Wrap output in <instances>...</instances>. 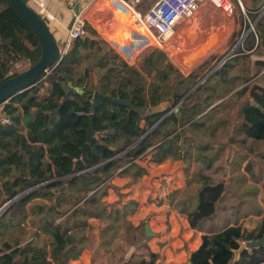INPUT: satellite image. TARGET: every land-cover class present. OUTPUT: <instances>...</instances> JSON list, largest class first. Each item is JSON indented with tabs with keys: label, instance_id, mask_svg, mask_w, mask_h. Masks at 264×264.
<instances>
[{
	"label": "trees",
	"instance_id": "16d2710c",
	"mask_svg": "<svg viewBox=\"0 0 264 264\" xmlns=\"http://www.w3.org/2000/svg\"><path fill=\"white\" fill-rule=\"evenodd\" d=\"M23 1L28 4V0ZM124 21L122 15L120 22ZM254 28L262 39L264 13ZM141 32L134 31V35L138 37ZM238 36L235 34L228 49L214 61L204 81H195L186 91L174 96L173 103L179 102L176 111L169 112L168 108L151 112L125 73V63L120 66L118 55H108L100 42L96 44L89 37L73 40L47 77L43 78V73L34 86L2 103L0 118L7 117L9 123L0 122V210L19 196L0 214V236H3L0 238V264H68L71 259L78 258L85 240L82 231L88 227L89 218L109 216L119 222V210L106 211V204L102 203L107 181L154 145L165 158L183 157L181 148L189 153L192 144L185 146V139L179 138L180 133L187 127H193L192 133L197 131L204 124V118L227 105L231 97H235V102L237 98L241 101L240 131L248 138L264 142V87L253 80L264 68V61H254L253 73H232L240 61L244 66L250 60L245 50L252 48L255 40L254 33L249 31L242 44L235 46ZM261 43L263 41L257 46ZM229 53L231 55L225 59ZM40 54L35 33L5 0H0V82L10 67L15 68L25 60L29 68ZM218 63L220 66L214 68ZM85 66L87 75L84 74ZM92 71L98 76L96 83H90ZM241 83L244 85L233 91ZM94 92L121 103H101L94 109L93 128L106 145L92 138L85 149L83 164L75 169L74 162L81 159L86 143ZM214 99L220 102L212 106ZM259 156L264 163V150ZM201 179L196 206L187 212L188 225L196 230L215 214L224 193V183L209 182L204 175ZM63 184L66 188L58 196L50 191ZM48 197L51 198L49 203L32 205L34 200ZM257 213L262 216L258 230L249 233L252 241L264 238V199L262 210ZM28 222L36 225L33 236H39L40 230L47 243L5 239L8 232ZM114 222L106 231L114 228ZM114 236L110 235L108 242ZM245 236L241 223L202 234L199 245L192 251L191 264H264V244L242 249L238 260L232 263L234 251ZM157 258L158 254L148 249L145 255L124 264H155Z\"/></svg>",
	"mask_w": 264,
	"mask_h": 264
},
{
	"label": "crops",
	"instance_id": "0c3cea01",
	"mask_svg": "<svg viewBox=\"0 0 264 264\" xmlns=\"http://www.w3.org/2000/svg\"><path fill=\"white\" fill-rule=\"evenodd\" d=\"M75 1V6L71 9L66 5L64 0H28V5L42 19L45 20L46 25L49 27L56 39L64 40L67 30L71 25L73 13L77 11L85 2V0ZM240 1L243 5L244 12H242L239 7L236 6L232 15L228 16V20H224L223 18L219 17L216 19L213 18V15H216V12H222L212 3L201 4L195 16L191 18L192 20L198 19L199 27L202 24L207 27V31L211 29V35L206 41V44L209 42L210 44L214 43L216 45V43L220 42L217 44V47L221 46L223 49L220 52L221 54L226 51L227 47H229L231 39L237 33L239 34V38H237L242 44L243 38L249 32L248 28L245 29V27H247L246 23L248 22L249 25V22H251L254 26L255 22H257L264 13V0ZM106 4H108L117 13V20L121 24V29L123 32L127 30L128 22L129 24H132V16L130 13L119 12L115 10L111 5L110 0H98L94 2L87 12L86 34H88L87 25L92 26L93 21L96 18H100L101 21H104V23L109 22L101 9H99L97 13L93 11L96 7H103ZM146 7V5H142L144 11H146ZM122 15L125 16V22H120ZM245 16H247L248 19H245ZM191 19L180 20L176 23L174 27V37L175 34L180 35L179 33H182L185 29H187L185 24ZM250 19H252L253 22ZM194 22L195 21H192V23ZM131 31H133L132 27ZM242 33L245 35L243 34L240 37ZM253 33L255 36L254 45L252 48L245 50L246 55L250 54V60H247L246 65L244 66L243 62L240 61V63L233 68L232 73L238 71H243L244 73H253L256 68L254 61H264V37L261 39L256 31ZM106 34L108 36L110 35V43L113 45H118L116 43L118 42L121 46L123 37H121V40L118 41L115 39V34L117 33ZM125 34L126 32L122 33L123 36ZM126 38L127 40L133 39L134 42L135 40H138V37L133 35L132 32H129ZM201 39L202 37H200V40ZM93 40L96 44H98V42H100V44L105 43L101 39H99L100 41H96L95 39ZM259 41H263V43L257 46ZM170 43L172 47L178 46L175 40H172ZM120 46L118 47L117 52H119ZM214 50L215 49L212 51ZM119 56L120 62L125 63L127 66L125 73L131 78L138 97L140 100L147 102V107L151 112H158L168 108H170L169 112H171L178 109L179 102L173 103V98L175 95L180 94L181 91H183V89L189 84V82H187L188 78H186V76H183L182 78L177 79L178 81H176V77H174L171 67H163L162 64L159 65L157 62L150 63L148 66L146 60L145 65H142V63H139L141 57L140 59L134 58L131 61L124 62L125 60L120 54ZM89 80L90 83H96L98 80L97 74L92 73L89 77ZM253 80H257L258 83L264 87V68H262V70ZM243 85L244 84L241 83L234 88L238 89ZM219 102L220 100L214 99L212 106ZM156 146L157 145H154L152 149L141 158L134 159L130 163L125 164L123 168L127 166L126 169L120 172V174L112 177L106 183L108 185L106 195L102 197V203L106 204V211L118 209L120 212L121 210H126V214H123L122 216L128 222L125 229L120 230L119 232L118 226L121 225V223L114 222L117 220H114L113 217L110 218L109 216H105L103 218H89L88 227L82 231L86 232V235H88V239L86 237L84 244L89 240L90 235L93 250L97 249L101 251L98 255L100 256V264L130 263V261H135V259H138L141 255H145L148 249H151L158 254L155 264H186L187 261L185 263L184 261L187 251H193L196 249L201 241V235L204 234V232L193 229L188 225L187 212L190 210H187L186 207L183 211L181 208H175L173 204L164 202L162 198H160L162 199L161 201H155L152 197H149L148 200L142 202V199L139 196V194L142 192L148 194L153 186L160 183L169 184V194L173 192L180 193V191H183L182 188L184 189L185 186L191 182L189 178H186V182L184 183L186 185H183L182 181L179 179L181 170L185 168L183 163V161L186 160L183 150L184 148H181L183 157L172 159L163 157L160 153V150ZM174 183L176 184L175 187ZM163 196L165 197L167 195ZM140 204H145L144 211H142L143 209L141 210ZM258 215L261 218L262 213ZM118 217L121 218V214L119 215L118 213ZM145 221L148 222L150 231L153 233V235L150 237H146L144 235ZM111 222H114V228L111 231H106V228ZM259 226L260 223L257 229L253 232H256ZM140 227L142 228L141 232L143 235V243L141 245L126 244L124 248L121 249L120 246L123 243V240L120 236L123 234L132 235L133 232L135 235H139ZM112 234L115 236L113 239L109 240L110 242H108V238H110L109 236ZM119 250L123 251L119 253ZM101 255L105 258V261H102ZM108 256H114L113 260L109 261ZM78 258L73 260L71 259L68 264H79ZM87 264H90L89 260L87 261Z\"/></svg>",
	"mask_w": 264,
	"mask_h": 264
},
{
	"label": "rangeland",
	"instance_id": "374dc122",
	"mask_svg": "<svg viewBox=\"0 0 264 264\" xmlns=\"http://www.w3.org/2000/svg\"><path fill=\"white\" fill-rule=\"evenodd\" d=\"M99 9L102 10L109 22L104 23L100 18H96L92 26L87 25L88 34H85L83 38L89 37L92 39L94 37L93 39L96 41H100L99 39H101L105 43H101L100 45L108 55L112 56L115 54L119 56L117 50L120 44L113 45L104 34L105 31H109L108 33L110 34L117 33L115 34L116 40L120 41L121 37H123L121 44L126 42L132 45L131 60L134 58L140 59L141 57L139 63H142V65H145L146 60L148 66L150 63L157 62L159 65L162 64L163 67H171L176 81L186 76L189 84L183 91H186L185 89L191 86L195 81L202 82L206 79V75L211 73V65L217 60L219 57L218 55L221 54L220 52L223 50L221 46L217 47V44L220 42L216 43V45L214 43L210 44L209 42L206 44V41L211 35V29L207 31V27L202 24L199 27L198 19L187 21L185 24L187 29H185L184 32L179 33L180 35L175 34V37L173 33L167 40L161 43L154 41L150 33L139 29L138 31L142 32L138 36V41H140L138 42L139 45L136 46L132 44L134 41L133 39L127 40L126 38L129 32H132L134 35L135 30L133 29V31H131L132 24H129V22L127 23L128 28L124 31L126 34L123 36L122 33L124 32L121 29V24L117 20V13L108 4L103 7H96L93 11L97 13ZM215 14L216 15H213L215 19L218 17L224 20L229 19L228 16L220 12H216ZM192 21L195 22L192 23ZM247 28L248 31H252L249 25L245 27V29ZM138 31L136 30V32ZM255 31L259 35L258 31L254 28L252 32ZM145 33L149 36L147 40H145ZM200 37H202L201 40ZM172 40H175L178 46L172 47L170 43ZM240 44L241 42L238 45ZM213 49L215 50L212 51ZM231 53H229L225 59L228 58ZM117 63L121 66L120 56L119 59H117ZM218 66H220V63L214 68ZM10 68H12L13 73H20L28 68V62L23 60L20 61L15 68ZM92 73H94V71L90 72V74ZM235 90L237 89L233 91ZM183 91H181V93ZM243 96L241 100H243ZM232 101H234V104ZM240 103L241 101H238V98L235 102V97H231L227 105L220 107L218 111L210 112L208 116L204 118V124L201 127L199 126L197 131H193L192 133L193 127H187L180 133L179 138L185 139L184 145L192 144V146L189 153L184 150L186 160H184L183 163L185 168L181 170L179 179L182 181L183 185H186L184 184L186 178H189L191 182L185 186L184 189L182 188V192H173L170 194L168 183L157 184L151 188L148 194L144 192L139 194L142 202L152 197L155 201H161L163 199L164 202L173 204L175 208L183 209L186 207L187 210H192L197 203L196 192L203 183L201 176H207L209 182L216 183L222 174L224 166H227L229 168V178L227 184L224 185L223 196L217 204L215 214L202 224L199 231L204 233L217 232L225 226L234 223H241L244 227L245 234L257 229L261 219L257 212L262 210L264 199V163L259 156L264 150V142L248 138L240 131L242 122ZM175 186L176 184L174 183V187ZM163 195L167 196L164 197ZM49 201H51L49 197L36 199L32 202V205L45 204L49 203ZM140 206L141 210L143 209L142 211H144L145 204H140ZM120 214L121 218L119 222L121 225L118 226L119 232L125 229L128 224L122 217L123 214H126V210H121L119 212V215ZM35 230L36 225L32 226L28 222V224L24 225L22 228H15L8 232L5 235V239H9L11 242H15L16 240L20 242L32 240L37 244L47 243L46 237L39 229V232H37L39 236H33V233L36 232ZM141 231L142 228L140 227L139 235H135L134 232L132 235H121L120 237L123 243H120V248L123 249L126 244L141 245L143 243ZM83 235L85 236L84 241H86L88 235H86V232H83ZM2 237L1 235L0 238ZM84 241L81 250V254H83H80V257L78 256L79 264H87L88 260L90 264H100V256L98 255L101 251L97 249L93 250L90 235L89 240L85 244ZM243 242L246 243L245 240H243ZM121 251L123 250H119L118 252L120 253ZM188 251L192 252V250ZM108 258L109 261H112L114 256H108ZM101 259L105 261L102 255ZM187 260L188 256L186 255L184 263Z\"/></svg>",
	"mask_w": 264,
	"mask_h": 264
},
{
	"label": "water",
	"instance_id": "95a60500",
	"mask_svg": "<svg viewBox=\"0 0 264 264\" xmlns=\"http://www.w3.org/2000/svg\"><path fill=\"white\" fill-rule=\"evenodd\" d=\"M5 1L8 4V6L18 15V17L35 33L41 47V54L39 59L26 70L14 74L12 68H10L4 74V78L0 82V105L2 103H5L9 98H11V96L18 95L23 91L34 86L39 80V77L45 72L47 68L58 65L62 58V48L64 46V40L56 39L53 33L51 32V30L49 29V27L44 22V20L23 0H5ZM239 43L240 40L236 43L235 46H237ZM84 74L87 75L86 66L84 67ZM250 102L253 103V99H250ZM101 103L112 104V103H121V101L117 99H113L107 95L99 94L97 92L93 93L92 103L89 112V124L86 133V143L84 144L83 147V153L81 159H78L74 162L75 169L79 165L83 164L86 158L85 149L92 138H95L100 144L106 145V143L102 140L99 133L94 130L92 124L94 109ZM257 107L261 109L260 105H257ZM162 118L158 122H160ZM228 178H229V168L227 166H224L222 174L219 180L215 184L223 182L224 185H226ZM64 188H66L65 184L57 188H52L50 189V191L54 193L55 196H58L59 192ZM18 196L19 195L15 196L12 200L6 203L2 208V210L0 211V214ZM144 223H145L144 235L146 237L152 236L153 233L150 231L148 222L145 221ZM245 241L246 243H244L243 241L239 242L238 249L234 251V257L232 263L238 260L239 254L242 251V249L253 248L264 244V238H261L256 241L249 240V232L246 233ZM187 256H188V260L186 264H191L190 259L192 256V252L188 251Z\"/></svg>",
	"mask_w": 264,
	"mask_h": 264
},
{
	"label": "built area",
	"instance_id": "2783aa9c",
	"mask_svg": "<svg viewBox=\"0 0 264 264\" xmlns=\"http://www.w3.org/2000/svg\"><path fill=\"white\" fill-rule=\"evenodd\" d=\"M66 5L71 9L75 5V0H64ZM98 0H85L84 4L75 11L72 16L71 25L67 30L62 48V55L68 48L69 44L75 39H81L86 34V15L89 8ZM113 8L119 12H127L132 16V27L136 30H145L153 36L154 41L159 43L167 40L173 33L176 23L180 20L191 19L195 16L199 6L203 3H212L224 15L231 16L234 8L237 6L244 12L240 0H110ZM142 5H146V11ZM249 26L254 31L253 24ZM138 46V42H132ZM132 45L128 43L121 44L119 54L125 60L132 59ZM47 68L43 78L47 77L51 68ZM82 114V112H78ZM2 124L9 123L5 116L0 118Z\"/></svg>",
	"mask_w": 264,
	"mask_h": 264
},
{
	"label": "bare ground",
	"instance_id": "6f19581e",
	"mask_svg": "<svg viewBox=\"0 0 264 264\" xmlns=\"http://www.w3.org/2000/svg\"><path fill=\"white\" fill-rule=\"evenodd\" d=\"M148 37H149V36L145 33V38H146V40L148 39ZM176 58H177V57H176Z\"/></svg>",
	"mask_w": 264,
	"mask_h": 264
}]
</instances>
